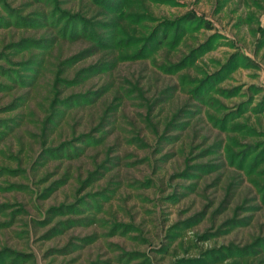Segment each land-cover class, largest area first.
Instances as JSON below:
<instances>
[{"label": "rangeland", "instance_id": "1", "mask_svg": "<svg viewBox=\"0 0 264 264\" xmlns=\"http://www.w3.org/2000/svg\"><path fill=\"white\" fill-rule=\"evenodd\" d=\"M0 264H264V0H0Z\"/></svg>", "mask_w": 264, "mask_h": 264}]
</instances>
